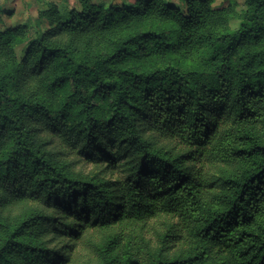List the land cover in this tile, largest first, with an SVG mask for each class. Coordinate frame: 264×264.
<instances>
[{
    "label": "trees",
    "instance_id": "trees-1",
    "mask_svg": "<svg viewBox=\"0 0 264 264\" xmlns=\"http://www.w3.org/2000/svg\"><path fill=\"white\" fill-rule=\"evenodd\" d=\"M76 1L0 5V264H264V0Z\"/></svg>",
    "mask_w": 264,
    "mask_h": 264
},
{
    "label": "rangeland",
    "instance_id": "rangeland-1",
    "mask_svg": "<svg viewBox=\"0 0 264 264\" xmlns=\"http://www.w3.org/2000/svg\"><path fill=\"white\" fill-rule=\"evenodd\" d=\"M98 1L105 2L106 4L112 2L117 4H133L135 2V0H95V2ZM169 2L182 9L185 8L184 3L180 0H169ZM77 4L76 0H0V5L4 7L3 14H1L4 22L9 26L28 24L31 26L32 35L35 34V25L44 30L49 29L50 23L43 16L47 10L56 7L59 11H65L68 7L76 6ZM213 7L230 8L235 16H239L246 9V0H214ZM6 12H10L11 14L8 15ZM238 25L239 20L236 17L229 23L231 29L236 28ZM25 49V46L16 49L19 57L23 56ZM78 170H83L88 174L91 172V167L80 165ZM100 259L101 257L94 246H88L80 250L73 264H100Z\"/></svg>",
    "mask_w": 264,
    "mask_h": 264
},
{
    "label": "crops",
    "instance_id": "crops-1",
    "mask_svg": "<svg viewBox=\"0 0 264 264\" xmlns=\"http://www.w3.org/2000/svg\"><path fill=\"white\" fill-rule=\"evenodd\" d=\"M3 7V6H2Z\"/></svg>",
    "mask_w": 264,
    "mask_h": 264
}]
</instances>
